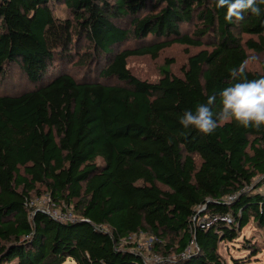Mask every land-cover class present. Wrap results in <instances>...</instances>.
Here are the masks:
<instances>
[{"label": "trees", "instance_id": "16d2710c", "mask_svg": "<svg viewBox=\"0 0 264 264\" xmlns=\"http://www.w3.org/2000/svg\"><path fill=\"white\" fill-rule=\"evenodd\" d=\"M225 13L214 0H0V78L16 65L34 85L0 94V264H148L129 241L140 234L154 264H224L220 242L251 221L264 232V127L178 122L218 101L233 69L264 76V60L245 68L248 51L264 55V15ZM172 45L198 49L180 75L129 70ZM56 60L102 66L96 80L52 76ZM39 186L72 219L31 206Z\"/></svg>", "mask_w": 264, "mask_h": 264}, {"label": "rangeland", "instance_id": "374dc122", "mask_svg": "<svg viewBox=\"0 0 264 264\" xmlns=\"http://www.w3.org/2000/svg\"><path fill=\"white\" fill-rule=\"evenodd\" d=\"M61 7V6H58ZM56 14L63 15L62 10L55 8ZM85 44V43H83ZM124 45H132L131 42H126ZM83 49V48H82ZM81 49V50H82ZM195 48H185L181 45H172L169 48L161 51L158 57L151 58L149 56H135L128 59V68L133 75L140 79L148 81H156L160 75V68L166 63H170V70L176 75L181 74V67L186 63L189 55L193 54ZM264 60V55L256 54L248 51L245 68L250 71L260 70V62ZM58 66V67H56ZM55 68L50 72V75L58 72H67L76 78H87L90 80L97 79L100 66L95 62H90L88 68L84 67V63H64L56 60ZM60 70V71H59ZM4 77L0 78V94L11 93L19 94L20 92L30 90L34 87L30 83L22 70L16 65L10 66ZM40 194H32L31 206L49 211L55 216L64 217V211L60 205H54L50 200L43 186L38 187ZM261 192V189L258 190ZM67 215L73 217L70 211ZM264 232L257 228L251 221L242 230L239 237L232 241H223L219 243V253L223 259L224 264H264ZM130 243L138 245L139 250L144 254L145 260L148 264H154L159 261V256L151 253L152 238L145 235H133L129 239ZM158 257V258H157ZM173 259V256L170 257ZM163 259L161 258L160 261ZM64 264H75L71 260H66Z\"/></svg>", "mask_w": 264, "mask_h": 264}, {"label": "clouds", "instance_id": "9594fccd", "mask_svg": "<svg viewBox=\"0 0 264 264\" xmlns=\"http://www.w3.org/2000/svg\"><path fill=\"white\" fill-rule=\"evenodd\" d=\"M215 6L225 8V20L240 21L250 11L256 16L264 15V0H214ZM243 69H233L230 76L237 82L223 88L217 95H211L194 109L185 110L179 124L202 135L212 134L220 120L234 121L243 128L264 127V76L259 79H241ZM214 106L216 110H214Z\"/></svg>", "mask_w": 264, "mask_h": 264}, {"label": "built area", "instance_id": "2783aa9c", "mask_svg": "<svg viewBox=\"0 0 264 264\" xmlns=\"http://www.w3.org/2000/svg\"><path fill=\"white\" fill-rule=\"evenodd\" d=\"M259 189H261V194H262V196L264 197V177H262V179H261V183H260V188ZM47 212H49V211H47ZM55 216V215H54ZM63 216L64 217H58V216H55L56 218H58V219H60V220H65V219H72V217H70L69 215H67V214H63ZM202 227L204 226V225H201ZM158 258V257H157Z\"/></svg>", "mask_w": 264, "mask_h": 264}]
</instances>
